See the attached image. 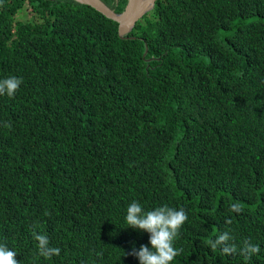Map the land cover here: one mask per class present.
Returning a JSON list of instances; mask_svg holds the SVG:
<instances>
[{"label":"trees","instance_id":"trees-1","mask_svg":"<svg viewBox=\"0 0 264 264\" xmlns=\"http://www.w3.org/2000/svg\"><path fill=\"white\" fill-rule=\"evenodd\" d=\"M10 76L0 244L21 264H139L133 246L151 245L126 224L133 201L187 213L172 264H264V0H154L123 36L74 0H0ZM223 233L236 253L210 247Z\"/></svg>","mask_w":264,"mask_h":264},{"label":"clouds","instance_id":"clouds-1","mask_svg":"<svg viewBox=\"0 0 264 264\" xmlns=\"http://www.w3.org/2000/svg\"><path fill=\"white\" fill-rule=\"evenodd\" d=\"M28 11H30V8ZM21 84L22 80L15 76L0 79V96L14 97ZM5 126L10 127L11 125L9 123ZM231 209L236 212L241 211L238 203L231 205ZM187 219V213L183 208L177 209L165 204L146 212L140 203L133 201L126 210V224L128 228L149 233L151 248L147 245H141L139 250H137L133 246L129 254L135 256L139 260V264H172L182 251L177 249L174 244ZM33 236L38 242L37 248L40 256L51 259L60 255L61 249L50 246L47 235L33 233ZM229 239V235L223 233L215 240L209 241V245L214 250L222 246L221 250L224 254L232 255L236 253L237 249L234 245L226 246V242ZM259 252L260 248L258 245L245 242V247L241 254L250 258L253 254ZM16 257L17 253L15 251L4 244H0V264H21V261H18Z\"/></svg>","mask_w":264,"mask_h":264},{"label":"water","instance_id":"water-1","mask_svg":"<svg viewBox=\"0 0 264 264\" xmlns=\"http://www.w3.org/2000/svg\"><path fill=\"white\" fill-rule=\"evenodd\" d=\"M74 1L93 8L111 21H116L119 36H123L128 33L133 27L135 21H137L142 14L148 11L154 4V0H127L125 8L122 11L116 12L103 0Z\"/></svg>","mask_w":264,"mask_h":264},{"label":"rangeland","instance_id":"rangeland-1","mask_svg":"<svg viewBox=\"0 0 264 264\" xmlns=\"http://www.w3.org/2000/svg\"><path fill=\"white\" fill-rule=\"evenodd\" d=\"M28 10H29L28 7H26L25 9H22V11L16 14V19L21 20V21L27 20L29 18V12H30Z\"/></svg>","mask_w":264,"mask_h":264}]
</instances>
